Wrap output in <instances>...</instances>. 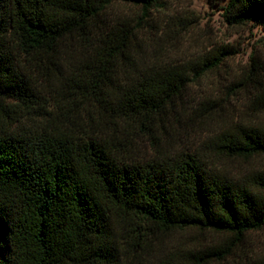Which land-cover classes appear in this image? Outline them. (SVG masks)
Wrapping results in <instances>:
<instances>
[{
  "label": "trees",
  "instance_id": "obj_1",
  "mask_svg": "<svg viewBox=\"0 0 264 264\" xmlns=\"http://www.w3.org/2000/svg\"><path fill=\"white\" fill-rule=\"evenodd\" d=\"M114 1L147 17L165 4L0 0V264H264L249 247L264 230V170L220 167L264 157V129L236 124L205 151L172 152L179 100L222 59L160 62L142 44L145 17L113 13ZM228 14L264 29V0H231ZM238 87L264 112L253 73ZM26 119L39 126L12 130ZM191 230L218 241L155 243Z\"/></svg>",
  "mask_w": 264,
  "mask_h": 264
},
{
  "label": "rangeland",
  "instance_id": "obj_2",
  "mask_svg": "<svg viewBox=\"0 0 264 264\" xmlns=\"http://www.w3.org/2000/svg\"><path fill=\"white\" fill-rule=\"evenodd\" d=\"M231 0H165L163 8L147 16L134 5L112 2V12L131 18L145 17L140 37L147 53L167 64L198 66L214 57L222 59L219 68L195 80L179 100L181 123L172 136V152L205 151L216 134L236 124L264 129V112L253 105L251 87L239 88L253 73L264 84V29L256 21L232 25L228 21ZM39 126L21 120L12 130L22 132ZM138 156H154L150 144L137 140ZM223 171L242 178L264 170V157L250 162L221 160ZM212 234L198 231L159 234L155 243L165 250L187 249L195 244L217 242ZM264 262V230L249 245ZM251 251V252H252Z\"/></svg>",
  "mask_w": 264,
  "mask_h": 264
}]
</instances>
